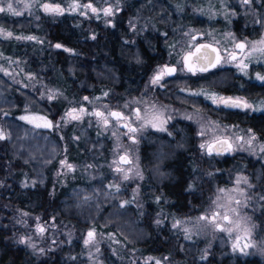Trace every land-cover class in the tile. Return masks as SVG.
Listing matches in <instances>:
<instances>
[{"label": "rangeland", "instance_id": "374dc122", "mask_svg": "<svg viewBox=\"0 0 264 264\" xmlns=\"http://www.w3.org/2000/svg\"><path fill=\"white\" fill-rule=\"evenodd\" d=\"M148 1L144 0V4L141 1L137 3L136 0H81V3H92L98 9L111 7L113 8V15L105 17L102 11L99 17L90 11L87 12L86 16L81 15L79 11L75 13L66 11L64 14L78 15L79 22L84 20L88 23L90 37L95 36V39L98 37V32L91 25L92 22H99L101 25L104 23L105 26L120 25L122 29H126V31H123V34L124 37L128 38L125 39L127 42L130 41L129 35L132 32H137L138 36L149 30L165 33L166 31L161 29L160 25L163 21L168 20L173 24V26L170 24L173 30L172 33H176L175 42L171 44L170 49L174 47V55L180 51L179 57L190 46H194L199 36L201 40L217 45L223 57H227L228 51L234 47L233 36L237 42H243L245 40L255 42L264 37V28L258 22L264 21L263 0H254V4L251 7L241 5L239 0H181L179 3H176L177 0H171V3L166 5L167 9L173 15L166 16H153L145 13L144 9L147 8ZM70 2L71 0H0V7L5 8V11L0 12V14L7 18H13L15 21L17 20L16 23L8 25L0 22V30H2L0 32V39L5 41L15 40L21 46L26 45V47L30 48L31 54H34L37 58V62L33 65V68V62H30L31 59L29 61L25 59L21 60L17 56L6 54L0 50V67L12 74L8 76L0 72V128H3L11 136V139L0 140V146L2 145L12 150L14 156L17 155L24 161H36L37 165L33 168V177L27 181L29 189L35 190L36 188H40L37 187V184L41 186L48 181L51 183L50 190L52 192H59L66 189L68 193V197L60 200V213L66 216L63 222H58L52 217L42 219L40 215L24 216L25 220L28 219L27 227L29 229L26 228L27 232L21 236L20 240L23 238L27 241L25 244H28L35 251H46L51 244L63 235L66 240V250L68 251V248L77 249L76 258H79L77 261H84L85 259L87 264H107V258L110 261L115 259L120 264H138L139 260L145 263L148 257L154 258L149 262H153V264H155V260H160L161 264H186L184 261L181 262L175 258L171 259L168 256L141 255L136 249L128 247L127 241L131 242L135 240L132 238L138 236L136 238L137 240L143 236L140 229L137 231L129 224L130 215L126 211L127 205L124 207L120 206L122 201L125 200L132 201L137 206L142 204L143 183L147 179L146 175L148 173L142 163V140L150 135L166 132L168 125L173 120L177 118L186 119V116L192 117V119L186 120L193 122L198 131L204 126L209 128L207 134L201 137L200 143L209 139L213 134L227 136L234 133L247 139L254 132L249 127L217 121L199 108L177 106L167 101V94L161 95L160 88L166 87L167 84L175 81L176 85H178V82L177 80L171 82L165 80L164 83L161 81L163 87L152 85L150 81L156 71L149 78V82L144 89L134 91L132 95L124 93L120 97L117 94V102L113 98L115 93L112 87H108L107 89L100 88L96 90L97 93H93V90L92 92L86 90V93L83 94L67 95L65 89L58 83L61 73L55 70L51 62L38 59V55L41 53H51L52 48L57 43H51L44 34L37 31L41 28L40 21L42 18L45 21L54 22L62 16L49 14L43 9V4H60L61 7L67 8ZM8 3H11L13 9L19 11L21 15L16 16L8 12ZM151 5L154 9H157V14L163 11L160 1L151 2ZM10 21L13 22V20ZM237 26L242 27V29L250 27L252 29L251 31H254V28H260L259 30L261 32L256 37L240 38L234 32ZM6 32H11L12 36L5 38L3 33ZM17 36H35L40 42L37 43L35 40H17ZM140 40L142 41V39ZM255 57L264 61V56L259 52H253L252 56L244 61V63L248 64L244 72L235 67L234 61L224 63L222 60L221 65L232 66L238 70L239 74L246 72L247 74L244 75L259 81L256 79V76L257 74L264 76V62H256ZM110 74H112L110 71H107L106 74L98 73L101 77L105 76L115 79V75L112 76ZM28 77H32V79H28ZM107 80L110 82V79ZM86 86L88 87V85ZM184 87V91H181L180 88L178 90L191 96L189 94V87H192V83H186L185 81ZM53 92L57 93V95L54 99L49 100L48 96ZM104 92H108V95L104 96ZM191 92H193L192 89ZM216 95L226 96L217 93ZM86 96L93 103L90 104L88 101H85L83 98ZM18 97H21L24 106L20 113L14 114L12 110L18 106ZM96 97L100 99L96 100ZM56 101H63V111L58 117L53 119L44 114L42 103L47 102L53 105ZM133 101H139V103L134 104L132 103ZM126 103L129 104V108L124 109L123 105ZM105 104L113 110L119 109L126 113L139 107L142 115L146 111L155 109L156 112L163 114V119L167 120V123L164 125L166 131H157L149 126L142 133L138 134L139 142L133 144L127 136L119 135V133L125 131V129L121 128L118 133V147L117 136L112 135L113 129L109 128L105 131L101 127H98L93 117L85 116L82 122L71 121L68 123H65L61 119L65 111L73 107H85L89 111H92L94 108L102 109ZM258 106H260V103L255 107ZM25 115L46 116L54 124L59 122L60 127L51 129L35 128L32 124L19 119V117ZM213 125H219V128L217 129ZM249 130H251V133ZM91 131L99 139L104 137V140L99 141L98 145L95 146L99 147L100 150L96 154L92 153L93 156L87 154V160L77 163V161L70 158L69 152L71 153L72 151V143L77 144L85 141V145L88 146V135ZM256 137L257 139L251 145H243L244 150H237V145L243 143V141H240L234 145L231 153L224 155L230 156L241 153L246 154L253 160H259L264 163V151L261 150V145H264V139L259 138L257 135ZM175 149H177V146L172 147V151ZM163 150L164 147L162 146H159L157 149L156 162L159 164L156 166V175L159 174L157 170L164 155L170 151V149L167 151ZM125 151H127L128 157L132 161V164L122 165V167L131 170L129 172L130 179L127 181L123 180L121 175H118L110 167L112 161L117 158L116 153L120 152L123 154ZM91 157L93 161L90 160ZM63 160H67L73 164L75 170L68 171L67 168L63 167L61 163ZM232 167L236 168L237 166L232 165ZM137 170L139 171V176L136 174ZM141 176L142 179L140 178ZM237 176L247 177L249 184L252 185L249 177L244 173L232 171V183L220 188H239L244 191V197H240L239 192L232 193L231 195L237 199L246 201L247 206H240L238 210L241 217L250 218L247 221H242V226H247L251 229L250 236H245L242 231L236 230L229 236L226 233L213 231L204 222H198L197 217L207 214L214 207L212 203L209 209L200 215L175 219L174 221L179 220L183 222L179 227H173L174 221L172 222V229L175 232H180L184 239H186V235H191V239L186 240L189 243H195L196 248L190 247L188 250L191 253L195 251L200 261L206 260L207 257L215 252L221 257L228 254L233 258L245 255L244 253H251L264 259V240L262 234H260L261 220L258 216L262 209H264V202L259 194L250 191L251 187L249 188L248 185L243 183L236 185L235 178ZM98 180L102 184L94 183ZM33 182L35 183L33 184ZM82 183L85 184L83 185ZM114 183L120 185V192L117 193L114 189L109 188V185ZM1 185L0 180V187ZM217 194L216 189L213 200H215ZM85 197H89V199L86 200ZM78 217L83 222L85 221L89 224L81 234L76 233L73 227L74 224L71 225L68 221L69 219L77 221ZM73 223L75 222L73 221ZM38 224L46 227L43 235L36 230ZM93 228L97 233L96 245L85 246L83 238ZM184 228H187L189 231L186 233ZM104 229L112 230L105 231ZM134 232H137V235ZM79 235H82L81 240H75L79 238ZM237 237H240L238 241L239 247L234 250L233 243L237 240ZM246 243L251 246L243 248ZM33 244L35 245L34 248L32 247ZM97 245L99 250H97ZM240 248H243V252L240 251ZM67 251L66 253H68Z\"/></svg>", "mask_w": 264, "mask_h": 264}, {"label": "trees", "instance_id": "16d2710c", "mask_svg": "<svg viewBox=\"0 0 264 264\" xmlns=\"http://www.w3.org/2000/svg\"><path fill=\"white\" fill-rule=\"evenodd\" d=\"M138 1L144 2V0ZM138 1L136 0L137 3ZM155 1L162 3L163 11L159 14H157L158 11L156 12L157 9L151 5V2ZM179 2L181 0H177L176 3ZM168 3H171V0H149L144 11L153 16L173 15L167 9L166 4ZM150 9H152L151 12H149ZM166 10L167 12H165ZM78 19V15L67 13L54 22H48L42 18L41 28L37 31L44 34L51 43L55 42L63 46L60 49L54 46L51 53H41L38 55V59L51 62L55 70L61 73L58 83L65 89L66 94L78 95L86 93V90L91 92L93 90V93H97L96 90L100 88L112 87L115 93L113 98L117 102V94L119 96H123L124 93L132 95L134 91L144 89L149 78L156 71V67H149L150 64L146 61L147 47L140 45L134 49L132 46H124L123 38L118 44V39L114 36L118 37L126 29H122L117 24L105 26L104 23L101 25L99 22H92L91 25L98 32V37L92 39L88 23L84 20L79 22ZM16 21L0 14V22L5 25L14 24ZM170 24L168 20H165L161 23L160 28L172 35L173 30ZM259 29L254 28V31H251L250 27L242 29L237 26L234 32L240 38L256 37L261 32ZM155 32L148 31V33ZM113 33L115 34L113 35ZM108 34L109 36H107ZM152 37L155 40V35ZM149 41L154 42L150 38ZM152 47L154 46L152 45ZM64 48L70 49L71 52L64 51ZM0 50L6 54L17 56L21 60L29 61L31 59L32 67L37 62V58L31 54L30 48L26 45H19L15 40L0 39ZM135 64L139 67L136 68ZM107 71L112 73L110 75H115V79L98 75V73L106 74ZM107 79H110V82ZM197 79L198 81H195ZM185 81L192 83V86H203L217 94L242 98L246 95L247 85L242 75L234 67H219L206 73H200L196 79L186 78ZM177 86L176 81L169 83L165 88H160V93L161 95L167 94V101L174 105L196 107L217 121L250 127L259 138L264 139V125L261 126L263 116L260 113L249 116L247 111L217 107L204 96H189L179 91V86ZM258 89L255 96L264 97V87ZM250 98L256 100L253 97ZM18 100V106L12 110L14 114L23 110L24 102L21 97H18ZM62 103L63 101H56L53 105L47 102L42 103V110H44V114L54 119L63 111ZM167 131L150 135L142 140V163L148 172L147 179L143 183L142 204L140 206L134 203L127 204L126 211L130 215L129 224L137 231L140 229L143 236L137 240L138 236L134 237L132 239L135 240L131 242L127 241L128 247L136 249L141 255L168 256L171 259L184 261L186 264H264V259L251 253L232 258L228 254L221 257L215 252L206 260L200 261L195 251L191 253L188 250L190 247L196 248L195 243H189L180 232H175L171 226L175 219L197 216L207 211L216 189L232 183V171L248 176L252 183L250 191L264 197V163L241 153L230 156L206 155L199 147L202 136L199 135L196 125L186 119L173 120L168 125ZM88 136V146L85 145V141L77 144L72 143V151L69 154L70 158L77 163L82 162L83 158L87 160V154L93 156L92 153L99 152V147L95 146L99 141L104 140V137L97 138L92 131ZM159 146L164 147L163 151L169 149L170 151L164 155L157 170L159 174L156 175V166L159 164L156 162V153ZM174 146H177V149L172 151ZM90 160L93 161L92 157ZM35 165H37L36 161H24L21 157L14 156L12 150L0 146V180L2 183L0 187V264H87L85 259L77 261L79 259L76 258L77 249L68 248V251L66 250V240L63 235L46 251H35L28 244L20 243L21 236L26 234L29 229L27 227L28 219L25 220L24 216L40 215L42 219L52 217L58 222H63L66 219V216L60 213V200L68 197L66 189L52 192L50 190L51 183L48 181L41 186L37 184V187L40 188L35 190L24 187V184L33 177ZM232 165L237 167L233 168ZM209 173L212 175L210 176ZM94 183L102 184L99 180ZM190 187L191 190H189ZM24 213H28V215H23ZM258 216L261 220L260 234L264 240V209ZM157 219L162 222L157 224ZM68 221L71 225L74 224L73 227L79 234L89 226L88 222H83L79 217L77 221L73 220L75 223L70 219ZM141 233L139 232V234ZM134 234L137 235V232ZM81 236L79 235V238L75 240H81ZM106 263L120 264L115 259L110 261L109 258ZM138 264L145 263L139 260ZM149 264H153V262Z\"/></svg>", "mask_w": 264, "mask_h": 264}, {"label": "snow or ice", "instance_id": "6c2138e0", "mask_svg": "<svg viewBox=\"0 0 264 264\" xmlns=\"http://www.w3.org/2000/svg\"><path fill=\"white\" fill-rule=\"evenodd\" d=\"M239 3L246 7H251L254 4V0H239ZM43 9L52 15H63L66 11L75 13L77 11L80 12L81 15H87V12H91L97 17H99L100 12H103L105 17L113 15V8L106 7L103 9H98L97 7L93 6L92 3H81V0H71L68 4L67 8L61 7L60 4H51L46 3L43 4ZM5 8L0 7V12H4ZM7 11L12 13L13 15L19 16L21 13L19 11H15L11 3L7 4ZM235 14V13H233ZM261 23V27L264 28V21H258ZM2 32V30H0ZM5 38H9L12 36L11 32L3 33ZM17 40H28L33 41L35 40L37 43L40 41L35 36H17ZM95 39V36L92 37ZM233 49L229 50L227 53V57H223L221 55L220 50L217 47H214L212 44L201 43L198 45L190 46L183 55L180 57L179 64L181 65L180 71L181 73H191L192 75H196L199 73L207 72L210 68H216L218 65H221V61L223 60L224 63L235 62V67L240 69L242 72L248 67V64L244 63L245 59L252 56L253 52H259L262 56H264V37L260 40L252 42V41H243L237 42L235 37L233 36ZM57 49L62 48L63 46L59 43L55 45ZM207 49L208 52H204L202 54V50ZM64 51L71 52L70 49L64 48ZM214 54V55H212ZM256 62L262 63L264 61L260 60L258 57L254 58ZM206 61V63H200V61ZM251 63V61H249ZM0 72H3L5 75L11 76L12 74L9 73L4 68L0 67ZM177 74V67L163 65L157 69L154 73L150 83L152 85H159L163 87L161 81L165 77L175 76ZM244 74H247L246 72ZM28 79H32V77H28ZM256 79L264 82V76L257 74ZM184 91V89H181ZM189 94L193 96H204L205 99L210 100L213 104L217 107H226V108H237L241 109L242 111H264V101L260 102V106L254 107L253 104L249 103L247 100L243 99L242 97H224L218 96L214 93H207L204 90H199L196 92H191L189 90ZM57 93L53 92L48 96L49 100H52L56 97ZM104 96L108 95V92H104ZM88 103H93L92 100L86 96L83 98ZM99 100V97L95 98ZM132 103L138 104L139 101H133ZM124 109L129 108V104L123 105ZM7 115V113H5ZM85 116L93 117L96 121L98 127H101L105 131L109 128L113 129L112 135L117 136V146L119 147V129L123 128L125 131L123 133H119V135L127 136L128 139L133 143L137 144L138 134L142 133L147 127L151 126L152 128L156 129L157 131H166L164 125L167 123V120L163 119V114L158 113L153 109L152 111H146L144 115L141 114V109L139 107L135 108L131 112H124L122 110H113L107 104L103 105L102 109L94 108L92 111H89L85 107H73L70 110L65 111L64 115L61 119L65 122L71 121H83ZM186 119H192L191 116H186ZM19 119L26 121L29 124H32L35 128H59V122L53 123L52 120L48 119L46 116H39V115H25L19 117ZM170 119V117H169ZM215 128H219V125H213ZM209 128L207 126L201 127L199 131V135L205 136ZM251 133V130H249ZM11 139L9 133H7L3 128H0V140H8ZM257 137L254 133H252L247 139L243 136L237 134L231 135H223V134H213L209 139L201 142L199 147L204 151V153L208 156H212L215 154L216 156H221L224 154L231 153L234 149V145L237 142L243 141V143L237 145V150H244L243 145L248 144L251 145ZM261 150L264 151V145H261ZM117 158L112 161L110 165L111 168L118 174L121 175L122 179L127 181L130 179L129 172L130 169H126L122 167V165L132 164V161L128 157L127 151L123 154L120 152L116 153ZM63 167L67 168L68 171H74L75 166L69 163L67 160H63L62 162ZM138 176L139 171L137 170L136 173ZM211 176L212 173H209ZM142 179V176L140 177ZM35 182H33L34 184ZM236 185H240L241 183L248 185V187H252L251 184L248 182V178L245 176H237L235 178ZM24 187H28V184L25 183ZM109 188L114 189L115 192H120L121 188L119 184H111ZM191 190V187L189 188ZM239 192L240 197H244V191L239 188H218L217 189V196L215 200L212 201L214 205L207 214L201 215L197 217L198 222H204L206 226L210 227L213 231L226 233L229 236L233 233L234 230L242 231L245 236L251 235V229L247 226H242V221H247L248 217H241L238 208L240 206H247L246 201L243 199H237L236 197L232 196V193ZM85 199H89V197H85ZM264 199V197H262ZM132 203V201H122L121 207H124L127 204ZM235 205V206H233ZM23 215H28V213H24ZM23 223V221H21ZM157 224H160V221H156ZM183 222L182 221H174L173 227H179ZM37 232L43 235L46 231V227L44 225H37ZM184 231L187 233L189 230L184 228ZM96 230L93 228L89 230L86 234V237L83 238V243L85 246L88 245H96ZM186 239H191V235H186ZM240 237H237V240L233 243V249L236 250L239 247L238 241ZM23 238L20 240V243H26ZM251 245L245 244L243 248L249 247ZM32 247L34 248L35 245L33 244ZM243 248H240V251L243 252ZM97 250L98 245H97ZM247 254V253H244ZM153 257H148L145 264H149L152 261ZM155 264H161L160 260H155Z\"/></svg>", "mask_w": 264, "mask_h": 264}, {"label": "flooded vegetation", "instance_id": "af4514ba", "mask_svg": "<svg viewBox=\"0 0 264 264\" xmlns=\"http://www.w3.org/2000/svg\"><path fill=\"white\" fill-rule=\"evenodd\" d=\"M115 33H117V32H115ZM115 33H113V35ZM153 35H155V40L152 37ZM175 35H176V33H173V35H171L168 32H165V33H163V32L148 33L147 32V33H144V34H141V35L138 36L137 32H132L129 35V39H130L129 42H127L125 40V39H128V38L124 37L123 33L119 34L118 37L115 35L114 38L118 39V41H117L118 44H120V40L123 38L122 39V44L124 46L125 45L132 46L134 49H136L137 46H140V45L146 46L147 47V54H146L147 55L146 56L147 60L146 61L149 62V64H150L149 67H156V71H157V69L159 67H161L163 65H169V66L177 67V74L175 76H170L171 79L169 77H165L162 80V82L164 83L165 80L166 81L169 80V82L177 80L179 88L180 89L183 88L185 90V87H184L185 79L186 78H190V79L194 78V79H196V78H198L200 73L198 72L196 75H192L191 73H187V72L186 73H181V71H180L181 65L179 64V61H180V57H179L180 54L179 53H180V51L176 55H174V52H175L174 47L172 49H170L171 48V44L175 42ZM107 36H109V34ZM138 37H140V38L138 39ZM149 38L153 39L154 42L149 41ZM140 39H142V41ZM143 40H146V41L144 42ZM110 43H112V42H110ZM201 43H209V42L201 40V38L199 36L196 39V42H195L194 45H198V44H201ZM152 45L154 47H152ZM200 63H202V62L200 61ZM140 64L142 65V63H140ZM135 65H136V68L139 67V65H137V64H135ZM219 67L227 68V67H232V66L218 65L216 68H219ZM216 68L209 69L207 72L212 71V70H214ZM204 73H206V72H204ZM241 75H242V77H243V79H244V81H245V83L247 85V87L245 88V94L246 95L243 97V99L247 100L248 102L253 104V106L255 107V106H257L258 103H260L261 101H264V97L258 98V97L255 96V94L259 90L258 88L264 87V82H259V81L253 80L252 77L250 78V76L244 75L242 73H241ZM195 81H198V79L195 80ZM158 88H156V89H158ZM163 88H165V87H163ZM189 88H190V90L192 89L193 92H196V91H199V90H204L207 93H215L216 94V92L208 90L207 88H205L203 86H198L197 87V85L196 86L194 85V86L189 87ZM224 97H231V96H224ZM250 97H253L256 100L255 101L251 100ZM229 110H232V109H229ZM255 113H260L263 116V119L261 120V126L264 125V111H261V112L250 111V110L247 111V114L249 116H251V115H253ZM250 129L252 130V128H250ZM83 159L85 160V158H83ZM84 160L82 162H84Z\"/></svg>", "mask_w": 264, "mask_h": 264}, {"label": "water", "instance_id": "95a60500", "mask_svg": "<svg viewBox=\"0 0 264 264\" xmlns=\"http://www.w3.org/2000/svg\"><path fill=\"white\" fill-rule=\"evenodd\" d=\"M46 4V3H45ZM207 44H212V43H207ZM214 47H217L216 45H214V44H212ZM218 48V47H217ZM219 49V48H218ZM209 50H207V49H204V50H202V54L204 53V52H208ZM212 55H214V54H212ZM202 63H206V61H201ZM210 69H212V68H210ZM224 108H226V107H224ZM226 109H232V110H241V109H237V108H226Z\"/></svg>", "mask_w": 264, "mask_h": 264}]
</instances>
